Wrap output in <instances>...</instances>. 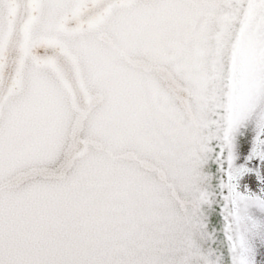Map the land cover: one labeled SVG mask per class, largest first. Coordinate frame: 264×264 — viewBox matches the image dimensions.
<instances>
[{
  "label": "snow or ice",
  "instance_id": "snow-or-ice-1",
  "mask_svg": "<svg viewBox=\"0 0 264 264\" xmlns=\"http://www.w3.org/2000/svg\"><path fill=\"white\" fill-rule=\"evenodd\" d=\"M0 264H264V0H0Z\"/></svg>",
  "mask_w": 264,
  "mask_h": 264
}]
</instances>
